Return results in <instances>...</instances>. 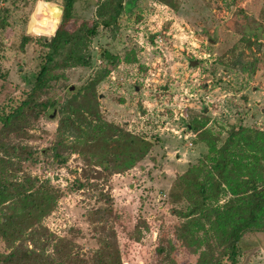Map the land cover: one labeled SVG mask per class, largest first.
I'll return each mask as SVG.
<instances>
[{
    "label": "rangeland",
    "instance_id": "obj_1",
    "mask_svg": "<svg viewBox=\"0 0 264 264\" xmlns=\"http://www.w3.org/2000/svg\"><path fill=\"white\" fill-rule=\"evenodd\" d=\"M129 1L124 0L125 12L115 24L100 25L86 42L82 51L91 57L89 65L75 66L63 54L50 63L49 85L40 99L55 107L22 135L6 139L32 148L33 156L23 161L0 149V160L14 166H0V178L36 179L35 188L54 199L42 224L71 240L82 259L109 243L113 250L115 230L123 264H194L199 253L191 236L196 233L189 232L186 241L177 237L182 222L177 215L188 211L193 199L188 186L179 183L204 178L210 159L219 157L235 135L230 180L218 205L248 202V193L239 194L249 190L248 180L264 187V0H172L176 8L160 0ZM101 2L77 0L68 29L75 30V21L98 20ZM63 9L64 0H0L5 21L0 111L32 91L49 52L44 44L59 28ZM25 37L29 42L23 47ZM245 63H256L257 70L246 66L244 71ZM105 70L110 71L95 87L102 119L70 118L82 104L69 109V100ZM108 124L149 141L147 155L128 166L130 150L116 149L120 138ZM59 142L63 155L56 158L53 148ZM110 154H119L121 168L127 169L109 173L102 161ZM242 240L238 264H264V232L247 233ZM162 244L171 250L170 259L157 254ZM7 251L0 239V252Z\"/></svg>",
    "mask_w": 264,
    "mask_h": 264
},
{
    "label": "trees",
    "instance_id": "obj_2",
    "mask_svg": "<svg viewBox=\"0 0 264 264\" xmlns=\"http://www.w3.org/2000/svg\"><path fill=\"white\" fill-rule=\"evenodd\" d=\"M98 6L97 18L93 23L82 21L75 23V30L70 31L69 25L74 20V10L77 0H64L63 19L51 41L45 43L48 48L46 62L42 65L37 76L36 83L32 91L25 99L11 101L0 111V149L7 155L16 156L23 161L30 160L33 156V149L23 146L21 143H9L6 139L12 134L22 135L24 129L32 125L33 120L42 116L54 103L41 101L40 92L49 85L48 73L50 63L56 60L58 55H65L75 66H87L91 57L82 51L87 45V41L97 34L98 27H105L115 24L120 16L125 12L126 4L124 0H101ZM136 0H130L134 4ZM163 4L176 8L172 0H160ZM5 27L4 19L0 18V28ZM29 42L25 37L22 41L24 47ZM248 45L251 48V44ZM107 60V54L105 55ZM241 62V61H240ZM256 63L244 64L246 71L251 67L252 71L257 70ZM251 70V69H250ZM110 70H105L104 75L99 79L82 88L78 94L69 100L67 108H71L77 103L75 115L78 119L87 122L86 115L102 119L98 101L95 97V87ZM85 93V96L83 94ZM77 97L82 101H77ZM59 133L66 125V118L60 120ZM113 131V136L120 138L116 140V149L126 148L130 150L127 154L128 166L135 164L136 160L143 159L150 150L151 144L144 138L129 134V132L118 126L108 124L106 126ZM235 135L231 137L220 150L221 155L210 159L211 166L203 169L204 178L200 179L195 175L188 184L179 183L180 186H188L190 200L188 211L173 213L182 219L177 225L178 240L186 241L187 234L192 235L199 257L194 264H238L242 254L243 237L251 232H264V187L258 188L253 180H248L247 191H240V195L248 193V198L244 204L239 200H231L223 206H219V199L225 192L224 182L230 180L228 171L230 167V147L234 143ZM59 142L54 146L53 151L56 158L62 157L59 150ZM138 151L136 154L132 151ZM102 161L103 166L111 174L125 171L121 168L119 154H110ZM107 164V165H106ZM0 166L8 170L14 169L13 164L0 160ZM109 167V168H108ZM116 167H119L116 169ZM127 167V166H126ZM130 169V167L128 168ZM17 171V170H16ZM196 172H202L198 168ZM5 179V180H4ZM36 179L25 175V179H11L10 177L0 178V239L8 248L6 253L0 252V264H123L122 255L117 240L115 230H112L115 241L114 248L109 243L107 248L97 250L91 258L82 259L76 250V246L71 240L60 237L51 232L42 224L45 216L52 211L54 199L47 194V190L41 191L35 188ZM250 191V192H249ZM238 194V195H239ZM111 210V209H110ZM109 210V211H110ZM177 211V212H176ZM101 213L102 211H98ZM97 214V213H96ZM200 233H203L201 235ZM105 243V240H102ZM187 245H191L190 242ZM109 247V248H108ZM157 254L170 259L171 250L164 244L157 248Z\"/></svg>",
    "mask_w": 264,
    "mask_h": 264
},
{
    "label": "water",
    "instance_id": "obj_3",
    "mask_svg": "<svg viewBox=\"0 0 264 264\" xmlns=\"http://www.w3.org/2000/svg\"><path fill=\"white\" fill-rule=\"evenodd\" d=\"M57 30H58V28L55 30V32L53 33L54 35L56 34V32H57ZM107 58H111V55L110 54H107ZM197 64V62H194L193 64H192V66H195Z\"/></svg>",
    "mask_w": 264,
    "mask_h": 264
}]
</instances>
